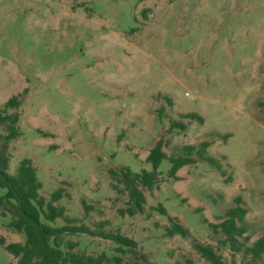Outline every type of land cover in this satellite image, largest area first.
Returning <instances> with one entry per match:
<instances>
[{
	"label": "rangeland",
	"instance_id": "rangeland-1",
	"mask_svg": "<svg viewBox=\"0 0 264 264\" xmlns=\"http://www.w3.org/2000/svg\"><path fill=\"white\" fill-rule=\"evenodd\" d=\"M24 90L21 135L6 150L9 175L30 160L41 196L68 194L56 205L73 225L132 239L150 264H209L192 240L211 245L225 264H246L218 246L222 236L209 225L239 196L246 244L264 237V0H0V108ZM186 113L203 122L181 119ZM173 120L186 129L169 130ZM160 140L175 157L184 145L209 142L224 175L194 154L175 181L164 160L157 188L144 191L143 213L121 217L128 195L111 188L109 170L151 171L145 158ZM82 200L92 207L87 216ZM159 205L166 215L152 210ZM168 216L190 237H165ZM8 221L0 216V237L22 243ZM65 239L76 252L118 255L101 237ZM15 261L0 246V264Z\"/></svg>",
	"mask_w": 264,
	"mask_h": 264
},
{
	"label": "trees",
	"instance_id": "trees-1",
	"mask_svg": "<svg viewBox=\"0 0 264 264\" xmlns=\"http://www.w3.org/2000/svg\"><path fill=\"white\" fill-rule=\"evenodd\" d=\"M26 90L19 95L9 98L0 108V125L5 128L6 134L1 136L2 147L0 149V216L9 217L6 227L12 231L20 233L24 241L6 243L0 237V246L11 255L16 261L9 264H150L144 254L136 251V242L119 233L94 232L85 225H73L77 219H70L66 216L63 206L56 205L63 197L68 196L64 188L54 190L49 199L46 200L40 195L41 184L36 176V169L28 159H23L17 168L16 174L11 176L7 173L9 156L6 153L8 143L18 138L19 114L22 97ZM165 98V97H164ZM170 104V100H167ZM12 111L7 113V111ZM162 113V110H159ZM181 119L203 122V118L195 113L180 115ZM186 124L182 121L173 120L170 122L169 130L184 131ZM39 133H42L39 131ZM229 134L221 135L220 138L226 140ZM210 143L200 142L197 146L184 145L181 150L183 155L168 156L162 150V141H158L150 149L145 161L152 166L151 171L141 170L133 173L127 168L109 170L111 188L117 193L126 192L128 200L126 207L117 210L121 217H133L142 214L146 204L144 191H152L157 188L160 174L157 169L160 163L166 160L170 164L167 177L178 181L179 169L186 165L195 163V154L198 159L206 162L210 167L218 171L222 176L224 172L218 160L208 155L207 148ZM228 182V181H227ZM122 186V189L119 188ZM84 216L89 215L92 207L88 206L84 200L81 201ZM234 206L228 208L221 222L210 224L214 234H220L218 240L219 247H227L232 255L241 253L245 257L246 264H264V237L255 240L250 246L246 243L249 236L247 233V223L245 215L246 208L242 206L241 197L233 199ZM152 210L166 215L162 206L152 208ZM57 220H62L64 225L52 227L50 224ZM169 225L164 228L165 237L178 235L182 238L190 237L189 231L182 226L178 219L168 216ZM99 228L106 225V222L97 224ZM72 234H87L110 240L116 244L115 252L118 255L109 258L105 253L96 256L88 255L84 252H76L78 246L76 242L66 240L65 237ZM192 248L209 264H225L220 254L211 245H206L192 240ZM132 254L129 263L123 261V255ZM234 264V261H232Z\"/></svg>",
	"mask_w": 264,
	"mask_h": 264
},
{
	"label": "crops",
	"instance_id": "crops-1",
	"mask_svg": "<svg viewBox=\"0 0 264 264\" xmlns=\"http://www.w3.org/2000/svg\"><path fill=\"white\" fill-rule=\"evenodd\" d=\"M177 176H178V174H177Z\"/></svg>",
	"mask_w": 264,
	"mask_h": 264
}]
</instances>
